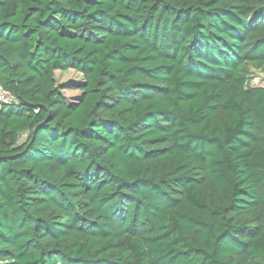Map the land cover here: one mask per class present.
<instances>
[{
	"label": "trees",
	"instance_id": "1",
	"mask_svg": "<svg viewBox=\"0 0 264 264\" xmlns=\"http://www.w3.org/2000/svg\"><path fill=\"white\" fill-rule=\"evenodd\" d=\"M251 69L264 0H0V264H264Z\"/></svg>",
	"mask_w": 264,
	"mask_h": 264
},
{
	"label": "rangeland",
	"instance_id": "2",
	"mask_svg": "<svg viewBox=\"0 0 264 264\" xmlns=\"http://www.w3.org/2000/svg\"><path fill=\"white\" fill-rule=\"evenodd\" d=\"M249 85L251 86H264V69H251L249 74ZM55 81L60 87L64 99L67 102L76 101L80 95L78 86L83 78L80 73L73 69L67 71L56 70Z\"/></svg>",
	"mask_w": 264,
	"mask_h": 264
},
{
	"label": "built area",
	"instance_id": "3",
	"mask_svg": "<svg viewBox=\"0 0 264 264\" xmlns=\"http://www.w3.org/2000/svg\"><path fill=\"white\" fill-rule=\"evenodd\" d=\"M12 99H13V96L10 95L8 92L4 91L0 87V100L3 101V102H9Z\"/></svg>",
	"mask_w": 264,
	"mask_h": 264
}]
</instances>
